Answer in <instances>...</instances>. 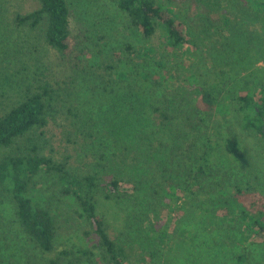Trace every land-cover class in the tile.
Listing matches in <instances>:
<instances>
[{"label": "trees", "instance_id": "1", "mask_svg": "<svg viewBox=\"0 0 264 264\" xmlns=\"http://www.w3.org/2000/svg\"><path fill=\"white\" fill-rule=\"evenodd\" d=\"M36 1L37 7L15 14V23L38 31L42 44L59 57L71 58L75 40L67 0ZM173 1L183 0L117 1L129 24L144 38L161 30L162 42L157 46L144 44L137 49L131 41H125V55L114 53L105 60L101 34L92 48L75 52V66L100 79L103 90L107 91L114 82H124V86L112 88L102 99L92 101L95 114L83 109L88 100L77 99L75 73L62 78L44 57L34 54L20 56L14 66L0 64V149L11 148L0 158V203L7 198L15 224L31 244L24 248L19 264H157L155 250H141L136 257L132 247L109 233L122 214L116 204L125 194L124 184L133 180L108 171L115 158L144 169L143 183L138 188L145 183L153 196L161 193L166 199L188 197L182 208L190 209L191 218L225 230L223 238L234 234L238 243L244 244L249 232L264 233L262 211H251L238 203L243 193L248 195L263 184H253L256 182L250 181L252 178L225 183L228 172L218 166L222 160L227 167L236 166L241 171L245 166L241 158L245 151L243 139L227 114L235 115L240 130L264 141V81L250 77L254 73L245 66L238 71L213 67L208 77L192 72L187 61L198 57L191 48L194 43L188 41L185 24L174 17ZM246 2L264 15V0ZM99 10L100 6H91L86 14L97 25L108 23ZM38 43L39 39L35 48ZM184 45L186 49H182ZM167 48L179 50L177 54L181 56L170 68L162 54ZM231 53L225 54L227 60L237 54ZM135 55L143 59L141 63L132 61ZM178 66L184 72L179 76L191 92L189 98L186 93H179L183 96L178 98L169 84L170 70ZM132 83H139L140 88L134 89ZM161 89L164 99H157L154 94ZM216 116H222V120L214 124ZM153 124L156 130L151 129ZM52 128L59 130L57 143ZM159 131L162 132L157 135ZM176 139L184 142L182 155L189 161L178 167L181 176L173 174L168 165L176 160L175 150H180ZM131 140L141 143L134 152L123 148ZM95 141L96 150H88ZM81 151L88 160L77 158L76 153ZM48 176L53 178L48 197L51 203L61 197L74 201L72 213L62 216L60 223L49 205L36 196L35 190ZM170 207H163L160 214L164 217ZM235 219L242 223L241 230L233 225ZM150 226L155 230L154 221ZM188 235L191 237L189 232ZM170 236L168 231L159 233L163 242ZM178 238L188 240L186 236ZM10 243L0 239L1 247H10ZM224 244L215 247L223 248ZM199 246L203 251L208 249ZM218 256L221 259L226 252ZM235 260L238 264H264V259L251 263L245 250Z\"/></svg>", "mask_w": 264, "mask_h": 264}, {"label": "rangeland", "instance_id": "2", "mask_svg": "<svg viewBox=\"0 0 264 264\" xmlns=\"http://www.w3.org/2000/svg\"><path fill=\"white\" fill-rule=\"evenodd\" d=\"M117 1L67 0L71 13L70 27L75 40V52L85 49L83 47L92 48L94 45L93 41L101 34H104V38L101 41L105 45V60L112 58L114 53L125 55L123 48V42L125 41H131L136 45L137 49L141 48L144 44L157 46L162 42V32L159 29L156 30L152 37L144 38L139 31L133 28L129 24L128 17L119 10ZM38 5L39 3L36 0H0V64L14 66L20 56L34 54L44 57L52 71L62 78L75 73L76 88L79 91L77 99L83 100L82 102L88 100V102L85 101L83 109L95 114L96 111L92 112L95 110L92 106V101L94 99H102L103 94L108 93L112 88L124 86V82L117 81L110 84V87L107 89L108 92L103 90V84L100 79L91 72L87 73L89 71L79 70L75 66V52L71 58H61L55 50L42 44L38 31L31 30L25 26H19L15 23L14 16L16 13L28 12ZM91 6L94 9L100 6L101 10H99V13H101V16L108 23L100 24L99 22L97 25V22H92L86 14V10L89 12ZM173 9L175 13L174 17L185 24L189 43H194V46H191V48L198 58L195 60L192 57L187 61L191 65L190 70L192 72L198 74L205 73V77H208L210 69L213 67L215 69L226 67L229 70L238 71L245 66L248 72L254 73L250 77H258L264 81L263 13L252 9L246 0L173 1ZM38 39L40 43L35 48ZM186 47L184 45L182 49H186ZM231 51L230 55L237 53L242 56L238 58L236 54L233 58L227 60L225 54ZM177 53H180V51H171L169 48L162 51L163 56L168 60L166 62L169 68L175 66L177 60L181 58ZM133 57L132 61L136 63H141L143 60L136 57V55ZM80 60H83V57ZM173 68L170 70L168 77L169 84L173 86L178 98L183 96L179 95V93H186L185 97L189 98L188 96H191V92L188 91L189 87L180 78V76L184 75L182 68L180 66ZM162 71L165 72V69ZM132 85L134 89L140 88L139 83H132ZM162 90H160V93H155L154 97L158 96L157 99H164L162 97L164 94ZM168 95H170L169 99L172 98L171 94H167L166 96ZM226 118L231 121L233 128L243 139L245 151L241 158L245 166L244 170L241 171L236 166L227 167L223 160L222 162L219 161L218 166L221 170L228 172L224 182L234 183L239 181L241 183L249 180V178H252L250 180L252 182L257 181L259 183L260 181L263 187L255 189L248 195L243 193L242 200L238 203L241 207L243 206L251 211H262L264 216V141L258 140L254 134L240 130L234 114H227ZM220 120H222V116H216L213 118V123L216 124ZM156 127L157 125L153 124L151 129L156 130ZM51 130L57 143L59 130L54 128ZM161 132L159 131L157 135ZM181 140L176 139L180 147L179 151L175 150L176 160L173 163L168 162L169 167L173 170V174L178 172L179 176H181L182 171L178 167L185 161L186 163L189 162L187 157L182 155L184 142ZM124 144L127 146L123 148H127L129 152H134L136 151V147L140 148L141 146V143L135 140ZM97 147L98 141H95L93 145L89 146L88 150L94 151ZM10 150L11 148L0 149V158L6 152H10ZM183 153L186 152L183 151ZM83 155L85 156L83 151L76 153L77 158L80 160L89 159V157L87 158ZM145 164H148V161H145ZM136 166L138 164L122 163L118 158H115V162H111L108 168L110 173L123 177L131 176L133 179L131 182L124 184L125 194L121 198V201L116 204L122 214L118 215L120 217L118 223L113 225H116L118 228L121 227V230H117L118 228L112 225L109 233L111 237L121 239L125 244L132 247L134 256L138 257L137 255H139L141 250H155L157 264H238L235 257L238 253L245 250L249 255L251 263H259V261L264 259V233L249 232L250 237L244 244L238 243L236 239L237 235L234 238V234L223 238L222 231L225 230L210 226L206 220H201V222L197 221L194 217L191 218L189 216L190 209L186 208V210L182 208L184 200L187 201L188 197H174L173 199L171 197L166 199L161 193L153 196L152 191H150L148 186H145V183L138 188V185L143 183L140 181H142L141 178L145 175V171L143 168ZM241 177H244L243 181H240ZM52 179L48 176L44 181L42 180L35 192L38 199L49 205L50 210L56 214L57 223H60L62 216H69L72 213L74 201L71 198L61 197L62 200L51 203L48 197L51 194ZM257 182L253 184H257ZM3 201L0 203V239L3 240V243H11L10 247L0 246V264H9L10 261H12V264H19L22 261L21 257L25 255L24 248L31 246V244L23 239L15 224L13 209L7 198L3 197ZM169 204L171 207L163 217L160 211L165 206L168 208ZM234 211L237 212L236 208ZM125 220L126 223L124 224ZM151 221L155 223V230L151 229ZM233 225H236L238 230L242 228V223L237 219H235ZM180 227H185V230H180ZM160 231H168V235L171 236L167 239L165 238L166 240L164 239L165 242H163L159 239ZM188 232L191 234V237L188 235ZM173 236H175L174 240ZM178 236H186L188 240L182 241ZM206 236H209L207 240L205 239ZM174 242L176 243L174 244ZM221 242L225 243L223 248L215 247ZM198 243L199 245L207 246L208 249L203 251V248ZM168 246L171 248L168 249ZM209 247L212 248L213 257L209 254ZM217 250L219 253L225 251L226 256H222L223 259H220Z\"/></svg>", "mask_w": 264, "mask_h": 264}]
</instances>
